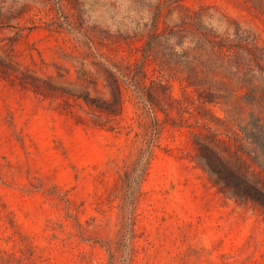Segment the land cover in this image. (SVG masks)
I'll return each instance as SVG.
<instances>
[{
	"label": "rangeland",
	"instance_id": "374dc122",
	"mask_svg": "<svg viewBox=\"0 0 264 264\" xmlns=\"http://www.w3.org/2000/svg\"><path fill=\"white\" fill-rule=\"evenodd\" d=\"M252 115L264 0H0V264H264Z\"/></svg>",
	"mask_w": 264,
	"mask_h": 264
},
{
	"label": "trees",
	"instance_id": "16d2710c",
	"mask_svg": "<svg viewBox=\"0 0 264 264\" xmlns=\"http://www.w3.org/2000/svg\"><path fill=\"white\" fill-rule=\"evenodd\" d=\"M240 130L241 133L236 134L239 148L250 154L252 160L264 170V165L260 163L261 154L264 155V124L252 115L251 120ZM246 143L253 148L247 149ZM212 154L215 159L209 163L210 172L216 177V183L222 185V190L230 193L231 197L251 200L264 207V189L239 174L215 151Z\"/></svg>",
	"mask_w": 264,
	"mask_h": 264
}]
</instances>
